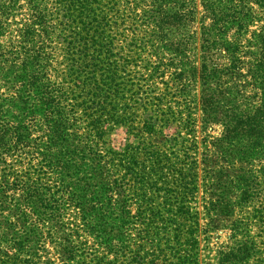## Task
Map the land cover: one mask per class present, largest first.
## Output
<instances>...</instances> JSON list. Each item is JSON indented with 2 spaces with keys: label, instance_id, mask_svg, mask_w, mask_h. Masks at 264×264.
I'll return each mask as SVG.
<instances>
[{
  "label": "trees",
  "instance_id": "1",
  "mask_svg": "<svg viewBox=\"0 0 264 264\" xmlns=\"http://www.w3.org/2000/svg\"><path fill=\"white\" fill-rule=\"evenodd\" d=\"M74 1L55 0L54 11L50 13L45 0H31L26 19L14 22L19 27L8 33L21 7L18 0H0V38L8 33L7 41L14 43L11 49L0 47V63L9 61V67L0 71V75H11L10 80L4 81L5 92H0V177L3 176L0 183H7L12 173L3 172L10 166L8 159L34 152L42 155L39 168H34L38 172L37 179L20 180L26 185L25 190L11 206L0 203V264H58L46 257L43 260L38 249L30 245L36 233L26 231L25 227L33 224L32 217L39 223L50 221L52 229L47 237L53 238V232L60 236L56 249L59 261L65 264L149 263L141 252L145 249L143 234L149 232L151 224L143 219L145 209L140 208L141 204L132 214L131 198L127 194L128 191L137 195V185L143 179L138 157L128 159L114 148L109 152L107 148L103 154L101 144L107 136L105 123L110 120L115 123L125 113V109L119 110V96L111 98L108 92L113 76L119 71L104 62L112 50L102 55L95 46L105 44L103 34L110 26L108 18L100 14L102 9L105 14L112 13L111 24L115 28L120 22H128L132 33L130 51L142 46L139 54L149 51L152 41L162 43L168 48L160 49L173 54L172 59L177 63H187L190 67L183 65L174 74L184 76L191 72L193 76L198 49L199 76L204 82L217 78L216 92L206 94L202 100V122L220 125L219 135L212 142L215 160L208 156L204 160L208 159L206 186L215 196L207 211L212 215L211 227L216 222L213 218L216 214L229 220L230 234L227 242L216 250L213 264H264V0H198V3L197 0H106L108 8L102 9L100 3L104 0H92V8L81 3L77 11L81 15L92 11V32L89 30L91 21L83 22L81 30L76 31L77 17L68 11ZM197 16L198 34L194 29L189 33L179 32L191 29ZM51 18L55 22L53 27H49ZM37 29L41 35L36 34ZM173 32L182 37L168 44V34ZM139 33L141 38H137ZM36 37L38 41L44 38L49 45L57 38L55 44L64 45L65 72L75 75L69 76L70 81L66 78L51 80L46 76L51 60L42 53L43 46L35 42ZM90 41L92 63H86L80 71V57L89 55ZM75 53L80 57L75 58ZM15 59L21 60L18 71L13 66ZM51 67L58 75L59 68ZM135 74L141 75L138 71ZM139 78L144 81L143 76ZM232 78H243L242 83L227 84L226 79ZM16 83L20 85L19 90L4 98ZM139 83L131 84V95L133 102L141 107L138 119L144 122V129L153 131V127L159 125L156 121L160 119L167 124L169 118L170 122L180 121L193 129L195 118L190 107L184 115L180 110L157 118L152 108L158 107L160 100L157 99V104L149 102L154 98L150 95L152 91ZM257 87L259 93H256ZM6 105L17 113L14 120L6 115ZM78 110L83 111L89 136H92L89 144L82 145L75 132ZM32 131L37 132L33 143L30 142ZM91 153L90 164H84ZM192 163L190 171L194 176L195 159ZM219 163L224 165L218 166ZM42 167H46L43 172ZM157 169L161 170L162 166H150L154 174ZM27 173L23 175L26 177ZM179 184L190 190L196 182L192 178L185 181L184 186L181 181ZM3 195L4 189H0L1 199H5ZM70 201L78 208L71 212V220L66 216ZM5 210L11 214L4 215ZM75 221L80 222L79 228ZM163 229L165 247L168 246L170 253H177L173 264H197V254L191 252L195 241H185L188 252L183 256L178 251L182 232L174 230L177 232L171 234L168 225ZM79 233L91 236L97 248L103 251L94 250L96 252L89 254L86 241H76ZM150 249H155L153 243ZM110 255L112 260H108ZM160 256L154 254L156 260ZM118 260L121 263H117Z\"/></svg>",
  "mask_w": 264,
  "mask_h": 264
},
{
  "label": "rangeland",
  "instance_id": "2",
  "mask_svg": "<svg viewBox=\"0 0 264 264\" xmlns=\"http://www.w3.org/2000/svg\"><path fill=\"white\" fill-rule=\"evenodd\" d=\"M54 1L55 0H45L50 13L54 11ZM30 2L31 0H18V5L21 8L12 19V25H10L7 31L8 33L16 27H19L15 25L14 22H20V20L24 21L26 19L30 11ZM81 3L85 4L88 9L92 8V0H83V2L82 0H75L68 11L77 17V23H75L77 26L76 31L81 30L80 27L83 26V22L91 21V23H89V30L92 32V11L85 12L82 15L79 14L77 11ZM104 7L108 8L106 0L100 3V8L102 9ZM197 8H199V11L201 10L200 5H197ZM109 13L105 14V9H102L100 13L105 19L108 18V22H110V26L106 28V32L103 34L105 37L103 43L105 44L95 46L99 51H102V55L108 54L109 52L107 50H112L111 56L105 59L104 62L106 66L114 67L119 71L116 76H113L112 88L108 89V92H110L111 98H115L114 95L119 96V110L125 109V113L123 116L119 117V121H115L114 123L110 120L105 123L107 136L104 137V143L101 144H103V154L107 148L108 152L110 148H114L123 156H127L128 159H133V156H137L140 168L144 172L142 181L137 185V195L127 191L128 198H131L132 214L137 212L136 208L141 204L140 208L145 209L143 219L151 224V227L148 228L149 232L143 234L142 237L145 249L141 252V256L147 258L149 261L148 264H173L177 253H170L168 246L165 247L166 239L162 237L164 236L163 227L168 225L169 229L171 228V234L177 232L174 230L182 232L178 239L181 240L178 244H181L178 250L181 255L184 256L188 252L185 241H195V248L192 249L191 252H196L197 264H213L216 250L227 242V238L230 234L227 227L229 225V220H223L218 214L214 213L216 215L213 218L216 222H214V226L211 227L212 223H210V221L212 215H209L207 211L209 202L215 198V196L210 194V189L206 186L205 170L207 167L205 165L208 159L206 161L204 160L205 156L211 157L212 161L215 160V157L212 156L215 154L213 153L212 142H214L215 138L219 135L220 125H206L202 122V100L206 94L216 92L218 86L215 85L214 82L217 78L209 79L204 82L199 76L200 61L198 49L195 51V56H197V58L194 61L195 73L193 76L191 72L185 73L184 76H179L176 73L174 74V71L182 68L183 65L185 68L190 67L187 63H177V61L172 59L173 54L160 49L161 47L168 48L164 47L162 43L156 44L152 41L153 47H150L151 51H144L138 54V50L142 46L138 48H134L133 46L134 49L130 51L129 42L132 33L128 29V22H120L118 23L119 27L115 28V26L111 24L113 18L112 13ZM81 16L82 20L80 21L79 18ZM53 20L54 19L51 18L49 21V27L55 25ZM199 26V16H197L191 29L187 28L185 32L183 30L179 32L189 33L194 29L198 34ZM8 33H6L3 38H0V47H3V50L11 49L14 45V43L12 44L7 41V37L9 39ZM36 34L41 35L42 32L37 29ZM141 36L142 35L139 33L137 38H141ZM100 37L102 38L101 35ZM168 37L169 40H167V43L172 44L173 42H177L178 39L180 40L182 35L173 32L171 35L168 34ZM16 39H18V37H16ZM55 41H57V38H54L53 44L49 45L48 42H45L44 38L38 41L36 37L35 40V42H38V45L43 46L42 53L50 58L51 66L57 67L60 70L58 75H56V73L53 72V68L49 66L46 69V76L51 80L66 78L67 81H70L71 78L69 76L75 75H68L65 72L67 65L63 55L64 45H56ZM136 43L139 42H134V44ZM89 45L90 48L87 52L89 55L87 57H80L78 53L74 54L75 58L78 56L80 57V71L83 70V66L86 63H92V41L89 42ZM195 46H198V42H196ZM146 47L147 46H143V49L148 50ZM192 60L193 59H190V61ZM12 62H14L13 66H15V71H18L21 60L15 59ZM7 67H9V61H5V63L2 64L0 63V71L4 72ZM85 68L87 70L89 67ZM90 68V70H92V66ZM137 71L140 72L141 75L135 74ZM91 75L92 73L89 76ZM8 76L11 75H0V92H5V88H3L5 85L3 84L6 79L10 80ZM140 76L144 77L142 78L144 81L139 80ZM242 79L243 78H232L230 80L226 79V81H229L227 84L234 82L240 84L242 83ZM135 83L148 86L149 91H152L150 95L154 98L149 102L157 104L158 100H160L161 103L158 104V107L155 106L152 108L156 111L155 115H157V118H162L163 114H167L168 112L176 113L180 110L182 112L181 114L184 115L186 108L190 107L191 114L195 118L193 129L187 124L180 123V121L170 122V118L167 124H165L164 121H160V119L156 121V124L159 123V125L153 127V131H148L146 128L144 129V122L138 119L141 107L133 102V97L131 95L133 92L131 84ZM19 86V83H16V85L13 86V90L11 89L10 92L4 94L3 97L9 98L14 94L13 91L19 90ZM257 92L259 93L258 87L256 93ZM4 108L7 110L6 115L14 120L17 113L12 110L11 106L6 105ZM119 113H121V111H119ZM75 114L78 117L74 125L75 132L79 136L82 145L89 144L92 140V136H89L90 132H88L86 127L85 115L82 110H78ZM36 135L37 132L32 131L31 143L34 142ZM33 145L36 146L39 144L34 143ZM90 156H92V153L87 157L88 159L84 161V164H90L92 160ZM107 158L108 155L106 156V159ZM193 159L196 161V175L194 176H192L190 171L191 167L194 165L192 163ZM7 162L10 166L8 169H4L3 172L8 174V172L11 171L12 173L8 175L7 183H0V189H4L5 194L3 195L5 199L0 198V203L4 204V202H6L7 206H11L19 199V195L22 194V191L25 190L23 187L25 188L26 185L20 180H26V178L29 177V182H32L37 179L38 172L34 170V168H39V164L42 162V155L34 152L32 155H22L20 158L14 157L8 159ZM254 163H257V161ZM152 164L157 167L162 166V169H157V174H154V172L150 170ZM223 165L222 163L218 164V166ZM146 166L148 167L146 168ZM84 168L86 169L85 166ZM45 169L46 167H42V172L43 170L45 171ZM26 172L28 173L25 177L23 174ZM192 178H194L196 182L194 188L192 185V187H189L190 190L180 186V181L184 186L185 181H189ZM40 180L43 181L41 177ZM120 198L122 197L120 196ZM26 204L29 205L27 201ZM66 209L68 213L66 216H69L71 220V212L76 209L78 210L75 202L70 201ZM3 214L9 216L11 212L5 210ZM31 219L33 224L26 225L25 230H33L36 233L35 239L29 241L33 249H38L43 260L46 257L50 259L51 262L55 261L58 264H65L63 261H59L60 257L56 249V243L58 240H61L60 236L54 235L55 232H53V238L47 237V234L52 229L50 221H41L39 223L35 217ZM75 222L79 223V228L80 222ZM38 233L43 235H39ZM76 241L79 243L86 241L85 244L89 245V254L96 252L94 250L103 251V249L97 248L95 240L86 233H84V235L79 233ZM116 243L117 241H115L114 244ZM151 243L155 246L154 250L150 249ZM160 250H163L162 253L166 251V254L163 255ZM153 253H157L159 256L161 255L158 260L154 258ZM112 259L113 256L110 255L108 260ZM127 260L130 261L129 258ZM250 261L253 262L254 259ZM117 263H121L120 260H118ZM131 264H135V262Z\"/></svg>",
  "mask_w": 264,
  "mask_h": 264
}]
</instances>
